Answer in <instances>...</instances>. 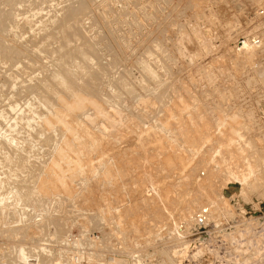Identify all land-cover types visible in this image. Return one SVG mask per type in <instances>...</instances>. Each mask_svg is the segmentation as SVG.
<instances>
[{
  "label": "rangeland",
  "instance_id": "374dc122",
  "mask_svg": "<svg viewBox=\"0 0 264 264\" xmlns=\"http://www.w3.org/2000/svg\"><path fill=\"white\" fill-rule=\"evenodd\" d=\"M262 2L0 0V264H264Z\"/></svg>",
  "mask_w": 264,
  "mask_h": 264
},
{
  "label": "bare ground",
  "instance_id": "6f19581e",
  "mask_svg": "<svg viewBox=\"0 0 264 264\" xmlns=\"http://www.w3.org/2000/svg\"><path fill=\"white\" fill-rule=\"evenodd\" d=\"M15 22V21H14ZM73 30V29H72ZM73 35H74V33H73ZM78 42V41H77ZM67 43V42H66ZM64 45V44H63ZM75 46V45H74ZM91 46V45H90ZM57 48V47H56ZM69 50V49H68ZM75 51V50H74ZM76 55V54H75ZM79 55V54H78ZM70 56V55H69ZM81 56V55H80ZM72 57V56H71ZM52 58V57H51ZM56 58V57H55ZM83 58H84V56H83ZM51 60V59H50ZM55 60V59H54ZM91 61H92V59H91ZM28 65V64H27ZM61 65V64H60ZM56 66H57V64H56ZM60 67V66H59ZM76 68H77V66H76ZM145 68V67H144ZM43 69V68H42ZM28 70V69H27ZM63 70V69H62ZM79 70V69H78ZM65 71V70H64ZM63 71V72H64ZM97 71V70H96ZM23 72V71H22ZM35 72V71H34ZM30 73V72H29ZM59 73H61L60 71H59ZM56 75V74H55ZM61 76V75H60ZM64 76V75H63ZM91 76V75H90ZM58 77V76H57ZM69 77V76H68ZM33 78V77H32ZM44 78V77H43ZM66 78V77H65ZM71 79V78H70ZM34 80V79H33ZM47 80V79H46ZM76 80V79H75ZM127 80H129V79H127ZM126 80V81H127ZM61 81H63V80H61ZM85 81V80H84ZM89 81V80H88ZM96 81V80H95ZM29 83H30V81H29ZM91 83V82H90ZM65 84V83H64ZM129 86V85H128ZM60 87V86H59ZM62 88V87H61ZM66 88V87H65ZM130 88V87H129ZM88 89V88H87ZM131 89V88H130ZM133 89V88H132ZM68 90V89H67ZM76 90V89H75ZM129 90V89H128ZM36 91V90H35ZM130 92V91H129ZM87 93V92H86ZM65 94V93H64ZM72 94V93H71ZM12 96V95H11ZM70 96V95H69ZM98 97V96H97ZM79 98V97H78ZM4 99V98H3ZM99 99V98H98ZM48 101V100H47ZM79 101V100H78ZM103 101V100H102ZM88 102V101H87ZM85 103V102H84ZM49 105V104H48ZM52 105V104H51ZM74 105V104H73ZM66 106V105H65ZM57 108V107H56ZM1 113V112H0ZM1 116V115H0Z\"/></svg>",
  "mask_w": 264,
  "mask_h": 264
},
{
  "label": "built area",
  "instance_id": "2783aa9c",
  "mask_svg": "<svg viewBox=\"0 0 264 264\" xmlns=\"http://www.w3.org/2000/svg\"><path fill=\"white\" fill-rule=\"evenodd\" d=\"M259 14L261 16H264V2H262L261 5L259 6ZM73 264H92V263H90L89 261H85V262L79 261V262H75Z\"/></svg>",
  "mask_w": 264,
  "mask_h": 264
}]
</instances>
